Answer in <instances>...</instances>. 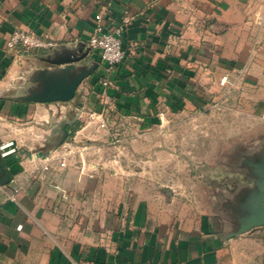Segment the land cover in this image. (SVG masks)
I'll use <instances>...</instances> for the list:
<instances>
[{"label":"crops","instance_id":"obj_1","mask_svg":"<svg viewBox=\"0 0 264 264\" xmlns=\"http://www.w3.org/2000/svg\"><path fill=\"white\" fill-rule=\"evenodd\" d=\"M97 14L104 30L124 28L125 57L110 75L120 114L143 126L164 107L208 104L232 73L247 113L264 118V0H0V264H264V227L241 231V219L227 225L139 195L130 203L129 174L115 170L106 132L87 118L101 109L94 86L108 76L87 45ZM16 29L57 46L14 61L5 40ZM83 74L71 99H44ZM75 123L73 140L61 142ZM81 133L92 175L71 156L60 166ZM262 181L250 191L264 192ZM14 183L16 202L7 198Z\"/></svg>","mask_w":264,"mask_h":264},{"label":"rangeland","instance_id":"obj_2","mask_svg":"<svg viewBox=\"0 0 264 264\" xmlns=\"http://www.w3.org/2000/svg\"><path fill=\"white\" fill-rule=\"evenodd\" d=\"M221 86L208 104L184 102L176 112L164 107L143 126L129 118L113 120L119 142L111 143L113 130L105 136L118 159L115 170L129 174L130 203L139 195L145 202L186 205L198 214L223 217L227 225L251 215L264 217V192H251L249 185L256 177L253 187L263 184L264 118L247 113L253 105L234 82ZM75 130L67 140H73ZM90 141L81 133L80 147Z\"/></svg>","mask_w":264,"mask_h":264},{"label":"built area","instance_id":"obj_3","mask_svg":"<svg viewBox=\"0 0 264 264\" xmlns=\"http://www.w3.org/2000/svg\"><path fill=\"white\" fill-rule=\"evenodd\" d=\"M95 19L96 25L88 39L87 45L90 49L98 51L100 59L105 64V70L108 76L99 78L94 86L96 96L101 104V109L98 112H89V116L91 119H97V122L94 125L95 133L100 134L104 131L107 132L109 130H113L110 133V140L111 143H116L119 142V132L118 128H113L114 126L112 122L114 119H126L127 117L120 114L117 109L114 95L110 91L113 86L110 75L122 63L125 57V51L122 46V34L124 28L123 26H118L112 30H104L103 26L100 24L101 15L97 14ZM56 46V41L43 38L33 31L23 29H16L12 31L5 40V48L12 54L14 61H21V59L30 52L49 51ZM243 75L244 70L240 69L236 72L233 78L237 79ZM219 82L221 85L228 87L233 83L228 74L223 75ZM132 123L134 125L138 124V118L136 116H132ZM78 144L79 143L75 144L73 152L72 149L68 147V153L63 155L64 158L60 161V166H65L66 157L71 156V159H73V165H77L78 162L81 169L86 168L89 175H92L96 171L95 165L87 163L84 156V153L89 149V145L80 147ZM74 155L78 157V161L74 160ZM48 168L49 166L47 164L41 166V169L44 171ZM21 189L22 185L20 183H14L11 190L8 192V200L16 202L17 194ZM126 221L127 215H124L122 219L123 224L126 223Z\"/></svg>","mask_w":264,"mask_h":264},{"label":"water","instance_id":"obj_4","mask_svg":"<svg viewBox=\"0 0 264 264\" xmlns=\"http://www.w3.org/2000/svg\"><path fill=\"white\" fill-rule=\"evenodd\" d=\"M86 74H83L80 78L75 80L72 84L68 85L64 90L59 91L58 94H53L51 93L50 95L46 96L44 99L46 101H56V100H69L73 97L74 92L82 79L85 77ZM68 138V130L64 129V138L62 139L61 142H64ZM37 156L42 155L41 152L36 153ZM1 163V160H0ZM1 185H4V182H1ZM264 197V195H263ZM256 225H264V217L257 218L254 215H251L248 220L245 222V224L242 226L241 231L247 230L253 226Z\"/></svg>","mask_w":264,"mask_h":264},{"label":"trees","instance_id":"obj_5","mask_svg":"<svg viewBox=\"0 0 264 264\" xmlns=\"http://www.w3.org/2000/svg\"><path fill=\"white\" fill-rule=\"evenodd\" d=\"M77 127H78V123H75V124L73 125V129L75 130V129H77Z\"/></svg>","mask_w":264,"mask_h":264}]
</instances>
